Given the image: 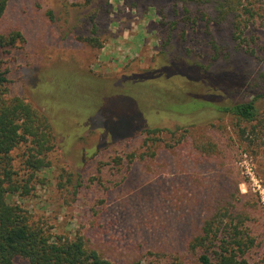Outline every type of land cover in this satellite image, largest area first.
I'll return each instance as SVG.
<instances>
[{
    "label": "rangeland",
    "instance_id": "374dc122",
    "mask_svg": "<svg viewBox=\"0 0 264 264\" xmlns=\"http://www.w3.org/2000/svg\"><path fill=\"white\" fill-rule=\"evenodd\" d=\"M221 1L9 0L0 31L18 28L25 40L0 51L8 94L32 101L54 130L38 171L25 163L28 144L10 152L29 192L9 199L52 236L83 235L116 264H198L184 238L232 202L253 239L242 257L264 264V123L241 122L242 136L231 115L188 95L194 85L183 84L185 72L157 73L170 60L198 62L210 76L193 91L224 102L264 87V0H230L234 12ZM220 71L238 80L211 77ZM150 127L174 134H156V150L164 149L140 157L151 145L141 131ZM194 141L206 151L191 149Z\"/></svg>",
    "mask_w": 264,
    "mask_h": 264
},
{
    "label": "trees",
    "instance_id": "16d2710c",
    "mask_svg": "<svg viewBox=\"0 0 264 264\" xmlns=\"http://www.w3.org/2000/svg\"><path fill=\"white\" fill-rule=\"evenodd\" d=\"M190 1L204 4L210 0ZM240 1L236 0V3H240ZM8 2L9 0H0V19L7 10ZM224 3L227 4L230 11L234 12L235 8L232 7L230 0L221 1L219 5L223 7ZM248 13L249 16L255 14L250 11ZM233 26L237 30L239 22L234 20ZM24 40V35L18 28L0 31V51L6 53ZM85 40L91 44L95 42L100 46L95 38L86 37ZM171 61L174 63L171 64ZM61 69L64 68L57 69L56 76H52L54 83L57 81L58 70ZM163 69L169 71L178 69L185 72L186 80L182 81L183 84L192 83L194 88L197 81H205L210 76L209 73H204V67L198 62L184 64L177 60H170L157 73H164ZM7 72L8 70L0 64V264H18L19 260L25 261L27 264H116L102 255L98 249L90 246L83 235L77 234L71 238L62 235L52 236L41 224L30 218V214L25 208L9 199V196L18 191L22 192L21 194L29 192L27 185H20V182L14 177L10 152L19 144H28L25 163L32 172H36L47 164L46 154L54 144V130L48 114L39 109L32 101L23 96L8 94ZM134 75L131 76L132 79H135ZM80 76L82 77V75ZM229 76L237 79L233 73L225 71L211 75L212 78H218L215 80H221L220 78L223 77L229 78ZM83 77L90 79L84 74ZM50 80L52 81V78L45 82H50ZM121 80H118L117 83ZM39 87L44 93H47L40 84ZM194 88L190 87L188 95L201 96L203 100L208 101L209 105L215 106L220 114L231 115L242 136L244 128L241 127V122L258 120L259 123H264V117H259L260 104L264 100V87L255 92L249 100L235 102H224L223 98H215L211 94L207 97L206 94L205 96L200 95L197 91H193ZM50 97L53 96L47 93L46 98ZM46 98L45 102H47ZM184 99L186 98L182 100ZM48 108L50 111L51 107ZM195 124H179V128L187 130ZM254 126L252 125V127ZM162 131L174 134L173 130L161 127H150L141 131V133L148 134L144 141L150 140V146L155 144V149L149 151L150 146H148L147 151L140 153V157L153 156L160 149H164L159 147L156 150V142L160 140L156 134ZM120 139L123 138H117V140ZM166 146L174 148L173 145ZM191 149L204 152L207 148L205 144H198L194 141ZM133 157L134 153L128 154L129 162ZM235 207L236 205L232 202H226L225 205L214 210L211 215L205 217L198 224L196 223L195 231L184 238L185 248L192 251L197 250L198 264H246V259L242 256L253 244V239L243 225L247 216Z\"/></svg>",
    "mask_w": 264,
    "mask_h": 264
}]
</instances>
